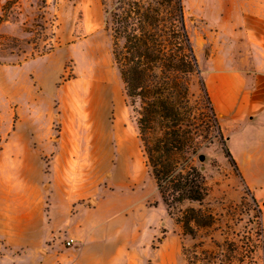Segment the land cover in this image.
<instances>
[{
	"label": "rangeland",
	"instance_id": "rangeland-1",
	"mask_svg": "<svg viewBox=\"0 0 264 264\" xmlns=\"http://www.w3.org/2000/svg\"><path fill=\"white\" fill-rule=\"evenodd\" d=\"M257 1H182L218 116L215 76L231 82L233 100L242 86L257 84L264 65V12L249 13ZM114 7L115 0H0V255L5 236L30 256L48 245L72 248L76 237L104 247V264H188L189 257L192 264H264V197L251 192L261 210L259 237L250 195L217 141L194 160L209 190L202 207L215 225L193 240L167 214L114 61ZM191 94L198 102L196 82ZM229 117L222 123L232 136Z\"/></svg>",
	"mask_w": 264,
	"mask_h": 264
},
{
	"label": "trees",
	"instance_id": "trees-1",
	"mask_svg": "<svg viewBox=\"0 0 264 264\" xmlns=\"http://www.w3.org/2000/svg\"><path fill=\"white\" fill-rule=\"evenodd\" d=\"M182 1L115 0L110 12L112 53L136 116L146 167L167 214L184 235L195 240L201 231L212 229L216 220L202 207L209 190L194 160L203 147L217 141L250 195L255 233L262 237L261 210L226 145L218 115L200 77ZM194 82L199 103L192 100ZM248 251L254 252L252 246ZM187 261L192 264L191 257Z\"/></svg>",
	"mask_w": 264,
	"mask_h": 264
},
{
	"label": "crops",
	"instance_id": "crops-1",
	"mask_svg": "<svg viewBox=\"0 0 264 264\" xmlns=\"http://www.w3.org/2000/svg\"><path fill=\"white\" fill-rule=\"evenodd\" d=\"M257 9L253 12H264V0L257 1ZM264 61V54L261 57ZM257 84L251 89L242 86L239 92L232 94L230 99V81L221 73L215 76L220 95L219 123L226 145L235 160L245 185L253 194L264 197V65L260 64ZM242 75V74H241ZM245 82H251V77L243 75ZM214 109L216 111L214 93L208 87ZM216 89V87H215ZM216 97V98H217ZM217 113V112H216ZM218 115V114H217ZM229 115L231 125L235 130L231 136L226 133L222 123L223 117ZM255 176L258 178L255 180ZM77 245L62 249L54 245L40 248L30 256L26 247H21L5 236L8 247L0 255V264H104L102 255L106 252L100 245L84 246L82 241L75 237Z\"/></svg>",
	"mask_w": 264,
	"mask_h": 264
},
{
	"label": "built area",
	"instance_id": "built-area-1",
	"mask_svg": "<svg viewBox=\"0 0 264 264\" xmlns=\"http://www.w3.org/2000/svg\"><path fill=\"white\" fill-rule=\"evenodd\" d=\"M73 243H74L73 240H69V241L66 242V245H67V246H71Z\"/></svg>",
	"mask_w": 264,
	"mask_h": 264
}]
</instances>
